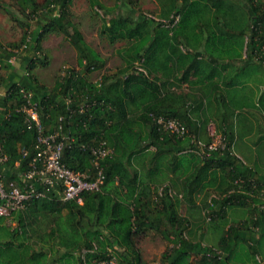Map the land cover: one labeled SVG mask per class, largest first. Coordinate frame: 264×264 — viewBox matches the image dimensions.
Instances as JSON below:
<instances>
[{
  "label": "trees",
  "instance_id": "1",
  "mask_svg": "<svg viewBox=\"0 0 264 264\" xmlns=\"http://www.w3.org/2000/svg\"><path fill=\"white\" fill-rule=\"evenodd\" d=\"M74 1L13 0L28 30L0 44V179L23 190L34 169L37 133L18 111L29 95L45 135L73 140L68 168L95 177L93 150L112 151L104 183L83 205L42 184L46 198L0 216V264H147L151 232L171 245L161 264H264V143L250 122L264 114V0H154L151 17L134 0H89L101 36L123 44L115 69L86 41ZM50 35L69 41L77 65L49 88L36 71ZM174 119L187 133L160 123Z\"/></svg>",
  "mask_w": 264,
  "mask_h": 264
},
{
  "label": "built area",
  "instance_id": "2",
  "mask_svg": "<svg viewBox=\"0 0 264 264\" xmlns=\"http://www.w3.org/2000/svg\"><path fill=\"white\" fill-rule=\"evenodd\" d=\"M10 62L14 64L15 58ZM25 98L28 104L18 111L26 115L28 129L37 133L36 149L39 151L32 162L33 171L24 173L22 176L26 182L23 190L15 182L6 185L0 179V216L10 217L11 213L26 208L31 201L46 198L47 194L40 187L42 184L47 185L49 189H54L55 194L61 196L60 201L83 205L85 194L101 191L105 177L102 168H100V160L109 156L112 151L109 148L106 149L103 144L93 150L96 157L94 165L97 169L95 177L90 173L71 170L62 162V152L67 145L73 143V140H67L64 137L65 141L57 143L58 133L45 135L38 108L31 103L29 95H25ZM160 123L166 130L179 137L187 133L186 128L176 119L167 122L160 121ZM211 135L215 136L213 133ZM219 145H221L220 137H216L215 143L209 147V150H215L220 147ZM6 160V157L0 156V163ZM41 166L43 169L39 168V171L38 167ZM38 174H40V178L37 179ZM110 264H115V261H111Z\"/></svg>",
  "mask_w": 264,
  "mask_h": 264
},
{
  "label": "rangeland",
  "instance_id": "3",
  "mask_svg": "<svg viewBox=\"0 0 264 264\" xmlns=\"http://www.w3.org/2000/svg\"><path fill=\"white\" fill-rule=\"evenodd\" d=\"M42 1V0H39ZM105 4L111 6L112 0H101ZM137 6L135 9L143 12L146 16H156L159 10L154 0H134ZM0 4L3 5L0 8V44L4 47H9L11 44H20L23 35L27 32L28 28L24 29L20 26L17 16V9L14 6L13 0H0ZM4 7L10 12L7 13ZM89 0H75L72 6L75 20L80 24V29L85 36L86 41L91 44L103 57L108 60V67L115 69L120 64V58L117 56L118 47H122V43L111 46L108 40L101 36L102 30V16L94 9L90 10ZM12 15H15L13 18ZM158 17V16H157ZM36 23L31 24L30 30H34ZM42 48L45 50V54L49 59L48 66L40 67L36 71L38 77L47 87H52L55 84L56 79L62 75L65 69L75 67L77 65V52L73 46L61 35L48 36ZM16 64V65H15ZM16 68H20L19 62L15 61ZM21 71V70H20ZM4 76L6 73L1 71ZM99 74L94 75V79H98ZM261 92L264 93V86L261 87ZM2 95L3 91L0 92ZM211 127V129H210ZM214 125L208 126V132L211 135H215ZM214 129V130H213ZM214 197V196H213ZM10 222V221H9ZM171 245L166 242L157 233L151 232L145 237L141 243V251L144 260L147 264H161V255L164 251L170 248ZM117 264V263H115Z\"/></svg>",
  "mask_w": 264,
  "mask_h": 264
},
{
  "label": "crops",
  "instance_id": "4",
  "mask_svg": "<svg viewBox=\"0 0 264 264\" xmlns=\"http://www.w3.org/2000/svg\"><path fill=\"white\" fill-rule=\"evenodd\" d=\"M261 87H263V86H261ZM257 98H258V96H257ZM253 113H255V112H253ZM256 114L258 115V117H255V118L250 117V122H253L255 124V128H253L255 130L254 133H253V135H257L256 139H254V138L253 139L256 140V142L258 144L260 142H261V144H263L264 143V114H263V116L261 115V119L259 117L260 115L258 114V112ZM247 138L250 139L252 137L249 136ZM260 139H261V141H259ZM253 164H254V162H252V165Z\"/></svg>",
  "mask_w": 264,
  "mask_h": 264
}]
</instances>
